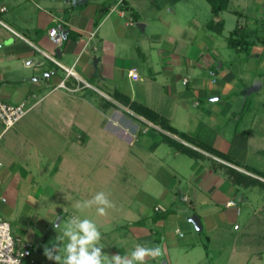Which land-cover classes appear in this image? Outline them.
Returning <instances> with one entry per match:
<instances>
[{"label":"crops","instance_id":"1","mask_svg":"<svg viewBox=\"0 0 264 264\" xmlns=\"http://www.w3.org/2000/svg\"><path fill=\"white\" fill-rule=\"evenodd\" d=\"M0 95L29 107L0 147V183L16 198L24 181L38 209L13 236L25 264L64 256L73 216L109 258L140 244L161 249L148 264H264V0L217 15L206 0H0ZM100 191L107 216L74 207Z\"/></svg>","mask_w":264,"mask_h":264},{"label":"clouds","instance_id":"2","mask_svg":"<svg viewBox=\"0 0 264 264\" xmlns=\"http://www.w3.org/2000/svg\"><path fill=\"white\" fill-rule=\"evenodd\" d=\"M93 206H96L97 215L102 217L108 215V209L115 208L114 202L103 191L96 193L91 200L74 205L81 212ZM63 237L68 241L63 248L64 256L54 255L53 250L47 247L44 250L45 256L54 260L55 264H148L149 259H156L161 255L158 246L137 244L125 255L117 253L109 258L100 243L102 234L97 224L91 219H80L78 216L71 217L64 225ZM13 264H19V261H14Z\"/></svg>","mask_w":264,"mask_h":264},{"label":"built area","instance_id":"3","mask_svg":"<svg viewBox=\"0 0 264 264\" xmlns=\"http://www.w3.org/2000/svg\"><path fill=\"white\" fill-rule=\"evenodd\" d=\"M4 10L5 8L1 9V11ZM49 38L55 45H59L62 41L61 35L56 28H52L49 31ZM53 61L63 68L68 76L74 75L72 68H65L54 59ZM209 74L214 76V73L211 71ZM129 76L133 80H136L138 78V73L135 70H131ZM28 111L29 107L25 102L10 104L5 102L0 95V123L4 127V130L13 127ZM212 158L216 159L215 157ZM233 204L232 201L228 203L229 206ZM180 236H182V234H180ZM30 256V245L24 244L20 248H17L16 241L11 234L10 224L8 221L0 218V264H13L14 261H19V264H25V260L30 258Z\"/></svg>","mask_w":264,"mask_h":264},{"label":"rangeland","instance_id":"4","mask_svg":"<svg viewBox=\"0 0 264 264\" xmlns=\"http://www.w3.org/2000/svg\"><path fill=\"white\" fill-rule=\"evenodd\" d=\"M259 28L262 30L263 28H261L259 26ZM27 117H29V115L23 117L21 120L18 121V123L16 124V126H14L13 128H11L7 133H5L1 139H0V147L3 146L4 144H8L10 142H14V140L17 139H21V134L25 133L23 132L25 128H22L21 126L24 124V126H26L27 123ZM24 129V130H23ZM23 132V133H22ZM26 134V133H25ZM26 137V136H25ZM24 137V138H25ZM24 140V139H22ZM22 142V141H21ZM86 164V169L88 170H92L89 171V173H94L93 171H98L101 170L102 167L100 168V164L97 165V163H84ZM90 165H91V169H90ZM116 165V163H115ZM122 162L121 163H117L115 170L119 172L123 171V167H122ZM94 168V169H93ZM126 169V167H125ZM35 179L33 180H38L40 177H34ZM39 182V180H38ZM24 185V181L21 180V184H20V188L17 187V197L15 198L14 195L11 194L10 190H9V186L10 185H3L2 183H0V218L4 219L6 221H8V223L10 224L11 227V234L12 236L16 235V230H18V225L20 224V221L24 220V221H30V220H34V216L36 215V213H38V209H34V207H32L30 204H28L27 202H25L23 196H25V193L22 189ZM16 188V187H15ZM15 198V199H14ZM23 198V199H22ZM13 203H15L13 205ZM37 208V207H36ZM10 210L14 213V215L9 216Z\"/></svg>","mask_w":264,"mask_h":264},{"label":"trees","instance_id":"5","mask_svg":"<svg viewBox=\"0 0 264 264\" xmlns=\"http://www.w3.org/2000/svg\"><path fill=\"white\" fill-rule=\"evenodd\" d=\"M208 2V4L210 5L211 7V11L214 15H217L219 14L220 12H223L227 9L228 7V3H229V0H206ZM220 28H217V32H220ZM239 30L236 29L235 31H233L231 33V35L227 38L228 40V44L230 46H235V43L238 41L235 36V33H237ZM189 151H191L190 149H187ZM193 152V151H192ZM191 152V153H192ZM194 155H196L195 152H193Z\"/></svg>","mask_w":264,"mask_h":264},{"label":"water","instance_id":"6","mask_svg":"<svg viewBox=\"0 0 264 264\" xmlns=\"http://www.w3.org/2000/svg\"><path fill=\"white\" fill-rule=\"evenodd\" d=\"M137 27H140V25L137 24ZM58 51H59V50H57L56 52L58 53ZM257 84H259V83H258V82L254 83L253 87H252L250 90H251V91L254 90V88L257 86ZM188 220H189L191 223H193V225L195 226V228H196L197 230H200V229H201V228H200V222H199V218H198V217L193 216V217L188 218ZM160 256H161V255H160ZM161 257H163V256H161Z\"/></svg>","mask_w":264,"mask_h":264}]
</instances>
